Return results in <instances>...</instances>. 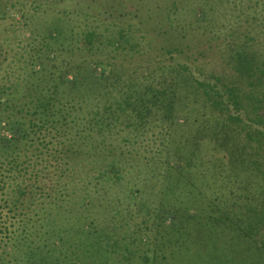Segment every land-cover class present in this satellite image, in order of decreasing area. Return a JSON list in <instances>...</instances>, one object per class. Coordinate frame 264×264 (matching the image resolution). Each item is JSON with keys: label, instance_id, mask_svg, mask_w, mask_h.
<instances>
[{"label": "trees", "instance_id": "trees-1", "mask_svg": "<svg viewBox=\"0 0 264 264\" xmlns=\"http://www.w3.org/2000/svg\"><path fill=\"white\" fill-rule=\"evenodd\" d=\"M131 1L132 6L128 0H44V4L48 11L64 17L83 15L120 25L112 43L117 50L125 52L127 46H133L131 32L142 34L146 45H160L149 31H138L133 20L124 25L127 17L141 18L152 10L146 0ZM191 1L198 5L191 17L185 16L186 6H179L184 0H172L173 10L170 8L167 18L172 14L174 22L190 21L182 31L212 34L222 3ZM3 2L0 0L5 9L0 11V19L8 11L23 14L22 18L26 15L25 6ZM227 2L234 12H240L238 20L254 11L257 30L252 33L247 25L233 30L218 50V64L210 61L207 49L189 45L183 49V44H177L179 39L184 41L185 32L176 42L162 32L165 45L158 48L162 59L145 79L128 78L113 70L99 74L95 65L103 62L91 58L81 61L74 73L63 74L55 67L57 55L47 43L59 42L64 49L68 31L59 21L50 24L45 44L22 55L20 70L26 78L12 84L5 77L10 85L0 82V264H68V251L74 254L69 264H85L78 257L82 252L90 264H170L173 251L169 257L165 253L171 248L184 257L180 264H236L237 252L242 264L254 263L253 256L237 247L254 239L264 224V203H255L256 197L248 195L256 179L264 182V0ZM33 7L40 9V5ZM139 24L143 26L142 21ZM95 38L93 32L87 33L79 41V52L93 55ZM68 63L62 64L64 69ZM154 126L165 136V193L156 208L138 207L143 222L136 232L122 237L100 230L89 217L94 199L88 196H79V214L69 220L66 210L75 199L65 175L70 172V162L79 158L93 166L99 163L97 154L104 153L105 160L111 157L113 161L95 180L97 184L109 182L115 175L113 154L117 148L107 141L122 131L151 133ZM96 138L103 142L95 143ZM206 164L245 186L243 197L234 196L232 201L243 205L233 204L229 211L213 207L217 212L208 217L214 220L211 224L203 210H192L195 198L191 192L174 195L194 189L191 172ZM196 219L206 220L200 230L204 251L199 254L190 229ZM225 227L228 243L233 242L227 256L212 250L209 237ZM72 232L74 242L68 244L65 237ZM138 234L147 237L140 239ZM192 248L197 255H191Z\"/></svg>", "mask_w": 264, "mask_h": 264}, {"label": "rangeland", "instance_id": "rangeland-1", "mask_svg": "<svg viewBox=\"0 0 264 264\" xmlns=\"http://www.w3.org/2000/svg\"><path fill=\"white\" fill-rule=\"evenodd\" d=\"M3 1L7 6L19 3L27 9L26 15L24 14L23 18V14H13V11L6 10L8 11V16L4 20L0 19V62L3 63L0 66V82L6 85H10L9 83L15 84L18 82V79L26 78L20 70L24 66L21 61L23 59L22 55L46 43L43 38L48 35V28L55 21H59L64 26L65 31H68L67 41L63 45L64 49H61L59 42H47L57 55L55 67L61 73L64 74L68 71L74 73L75 67L80 68L81 61L93 59L97 62H103L101 64L97 63L98 66L95 65L99 74L108 73L113 70L114 73L117 72L122 76L126 75L128 78L143 76L144 79L148 75L149 70L153 72L159 67L158 63L162 58H160L158 48L161 44L165 45L164 32H166L167 36L172 37L170 38V42H176V39L178 40L185 32L186 38L183 42L179 39L177 44H183V49H186V45H189L192 49H207L210 61L213 64H218L220 61L218 59V50L222 49V45L227 42L225 41V37L233 30L236 31L245 25L249 28H243L249 29L252 33L257 30L253 20L255 12L249 10L244 18L238 20L236 17L240 12H234L227 0H220L219 3L222 4L215 15L216 28L221 30V32L216 34L215 31L217 29H214L212 34L207 33L206 35H201L196 31H182L190 21L184 22L182 18L180 22H174L172 14L167 18V12L169 13L170 8L173 10L172 0H146L148 3L150 2L152 10L150 12L145 11L141 18H131L129 16L126 22L123 23L127 25L126 23H130L129 21L133 20V25L137 27L138 31L140 29H144L145 32L149 31L150 34L148 35L153 37V40L159 42L160 45L156 47L153 44V46L146 45L144 40H141L142 34L131 32L133 39L131 44L133 46H127L129 50L124 52L119 49L117 50L115 45L112 44L117 39L119 27H121L118 24L117 26L107 25L83 15L64 17L58 13L48 11L44 0ZM212 1L215 5H218V0ZM35 4L40 5L39 11L34 10L33 5ZM128 5L132 6L133 1L128 0ZM245 5H247L246 1ZM254 5L255 3L252 1L250 6L253 7ZM42 6L45 7L46 11ZM179 6H186L185 10L188 14L185 16L191 17L193 9L196 12L198 5L194 4L191 0H184ZM159 7L162 9L161 12H156V9ZM35 8L38 9V7ZM3 9L2 4L0 11H3ZM139 21L143 22L142 27L139 26ZM243 22L246 24H243ZM240 30L243 29L240 28ZM89 32H93L96 35L95 40L91 42L94 56L89 53L84 54L83 52H79V41ZM211 57L213 58L211 59ZM64 62H71L70 64L68 63L69 67H66V69L62 65ZM133 72L136 73L133 74ZM22 74L23 76H21ZM5 77H8L9 83L5 82ZM143 83H146V80H143ZM163 133V131L154 126L151 133L139 135L122 131L118 135H114L113 139L108 140L107 143L113 145L117 150L113 154L116 162L115 175L110 176L111 180L106 183L101 182L97 184L95 177L100 171H103L101 169L107 167L112 159L111 157L105 160L103 158L105 154L100 152L97 154V159H95L99 163L93 164V166L79 162V158L74 162H70V172H65V175L68 176V191L70 195H74L75 199L73 198L74 200L69 204L70 207L66 210L69 220H73L74 215L79 214V196H88L94 199L93 209L90 210L89 217L95 221L96 226L100 230H111L116 236L122 237L126 235V232H136L135 228H137V225L143 222V213L139 212L138 207L148 205L152 209L156 208L164 197L165 152L162 145L165 143L163 142L165 136ZM94 141L95 143L103 142L101 138H96ZM198 162L199 160L196 164L200 166ZM191 174L194 189L191 188L190 191L189 189H184L183 192H176L174 195L178 197L182 193L181 195L184 196L188 195V192H191V195L195 198L194 202L192 201L190 204L192 210H198V212L203 210L202 213L206 215L207 223L211 224L214 221L213 218H208L216 215L217 211L213 210V207H218L221 211H229L233 204L237 207L243 205L242 201L238 203L232 201L235 200L234 196H238L239 200L243 197L245 186H238L234 178L228 173L217 174L216 171L210 169V165L206 164L205 167L193 170ZM248 189H250L248 195L256 197L255 203H264V182L262 180L256 179L254 185ZM209 220L210 222H208ZM205 222L206 220L204 219L199 221L196 219L190 223L191 234L196 247L194 250H199L197 254L204 251L202 250L204 243L202 242L200 232L202 231L201 224L203 225ZM210 224L209 226H211ZM73 233L65 237V240H69L68 244L74 242V239L71 240L70 238V236H74ZM209 234L210 242L213 245L212 250L214 248L219 254L227 256L229 253L228 246L230 243H233H228L230 237H228L227 227ZM138 237L145 239L147 236L138 234ZM194 250L192 248L191 255H197ZM172 251L173 255L169 263L180 264V261L184 257L180 256L181 253H179L178 249L171 248L165 255L169 257ZM237 251H246V255L253 256L254 263L251 262L249 264H264V224L260 229V233L254 239H250L248 243L243 242L239 244ZM67 254L70 259L69 264L74 254L71 255L70 251ZM78 257L85 264H90L88 260L83 259L84 252L80 256L78 255ZM241 259L240 253L237 252L236 264H242ZM187 261H190V258Z\"/></svg>", "mask_w": 264, "mask_h": 264}]
</instances>
